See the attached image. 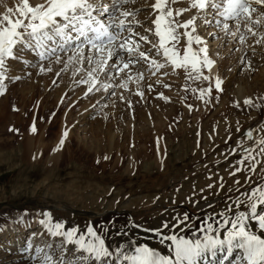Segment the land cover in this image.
Segmentation results:
<instances>
[{"label":"rangeland","instance_id":"obj_1","mask_svg":"<svg viewBox=\"0 0 264 264\" xmlns=\"http://www.w3.org/2000/svg\"><path fill=\"white\" fill-rule=\"evenodd\" d=\"M35 1L42 2L30 0V3L34 6ZM103 1L90 0L94 7L104 5L101 4ZM145 2L147 1L135 0V3L129 2L120 6L116 0L106 1L109 9H115L118 16L125 9L134 13L132 17L125 18L134 19V22L125 21L126 28L135 26L132 28L134 31L127 30L133 38L130 46L138 45V50L145 52L150 61L154 59L163 63L162 53L158 54L157 48L153 46L155 40L146 36L149 42L145 43L146 41L139 38L140 35L144 36L142 29L151 25L150 20L154 16L152 8ZM12 3L10 7L5 4V0H0V17L8 14V8L13 9L12 18L18 17L16 8L21 6L22 0H14ZM254 6L259 11H264L260 5ZM172 7L189 9L178 17L180 22L191 19L192 13H197L191 8V3L183 1ZM259 11L254 16H258ZM214 12L215 10L208 9V17L205 15L206 10H200L198 15L201 16H196L195 20L198 32L193 34L200 35L203 43H194L193 49L198 51L199 48L206 47L208 57L213 61L210 68L201 67L200 80L194 78L197 73L192 72L190 76L183 68L173 71L170 65L158 70H163V74H155L154 65L149 60H139L138 53L130 57H136V61L130 58L123 60L129 64L127 69L120 62L110 67L119 58L129 55L127 51L115 48V45H111L115 56L110 58L109 66L104 64L105 69L108 67V72L104 71L103 74L99 70L98 62L108 55V48L97 51L92 45L59 47L53 56L45 58L39 56V50L32 45L19 53V59H6L4 79L0 82V90L3 92L0 98L5 99L8 95L4 109L2 110L3 105L0 106V234L5 231L8 223L28 226L21 242L26 251L23 254L3 248L8 246V240H4L7 235L0 238V264H24L28 261L23 257L28 256L34 237L31 242L29 240L36 231L30 228L29 222L40 211L53 212L62 219L70 220L78 228L92 227L94 224L99 227H106L107 224L114 226L121 219L126 222L121 217L126 212L142 229L157 228L169 236L173 233L206 235L209 233L208 225H219L228 213L247 212L252 209V204H262L260 193L264 192V172L257 179L252 178L255 171L262 169L264 162V153L261 151L264 144L260 143L264 140V39H261L264 36V24L251 25L256 32L253 36L244 23H241L237 31L236 21L224 20ZM224 23L229 25L227 32L223 29ZM234 32L235 36L232 35ZM149 34L152 35L151 32ZM241 35L244 37L243 41L240 39ZM182 41L177 45L181 56L184 51ZM88 56L93 59L83 67V71L77 70L74 73L72 66L84 65L83 62L78 63L81 58ZM69 57L75 61L66 63ZM57 62H63L64 66L58 67ZM143 67L149 70L145 72ZM131 68L139 69L140 73L145 72L146 80L142 84L154 87L152 91H147L144 98L146 100L142 101L139 95L142 86H133L130 79H127L128 84L117 82L119 77H123L121 74L124 75ZM89 73H92L91 77ZM217 79L221 82L231 79L232 82L225 87L221 84L220 89H217ZM238 86L249 94L246 100H250L252 105L244 103V106H238ZM90 87L91 92L88 91ZM71 89L75 90L68 104L61 109V105L54 108L51 99L58 100ZM31 92H35L36 99L29 98ZM40 97L48 102H38ZM73 106L76 108L72 109ZM161 107L170 117L174 107L180 110L178 116L173 113L176 117L172 115L166 123L162 122L166 134H162L159 128L160 115L157 118L159 120H156ZM145 112L151 117L150 123L141 120L136 122L137 115ZM111 114L114 115V119L110 118L108 121L112 124L111 131L100 137L93 135L90 129L99 128L106 122V115ZM84 116L87 118L83 119ZM186 124L187 128L182 129ZM205 124H208L207 130L203 129ZM33 125L36 138H32L37 159L24 160L23 150L25 152V143L30 139L29 132ZM61 126L67 127L68 133L69 129L73 128L74 131L69 137L67 133L63 145L60 144V137L65 132H61ZM164 126L175 132L171 133ZM178 130L182 132L176 136ZM155 135L169 147L170 155L166 156L168 168L159 167L154 163V158H146L143 163L142 159L138 160L136 168L130 170V151L146 145L147 157L153 156L155 151L152 138ZM206 140L209 142L206 143ZM209 146L213 152L206 150ZM110 148L112 150L108 156L104 150ZM98 150H103V153ZM256 159L260 161L259 165L255 164ZM51 163L57 164L50 166ZM251 163L254 165V172L246 170L245 175H237L228 181V177L241 174L243 166ZM77 174L81 179H78ZM76 180L81 182V190L85 194L96 199L90 198L95 203L79 197L82 203L73 198V195L68 199L66 193L58 192L68 189ZM86 183L93 186L83 187ZM96 197L105 199L97 201L99 198ZM93 239L95 243L98 241L97 237ZM40 240L43 241V238L37 239L38 242ZM35 261L33 259L31 263Z\"/></svg>","mask_w":264,"mask_h":264},{"label":"snow or ice","instance_id":"obj_2","mask_svg":"<svg viewBox=\"0 0 264 264\" xmlns=\"http://www.w3.org/2000/svg\"><path fill=\"white\" fill-rule=\"evenodd\" d=\"M129 2L135 3V0H117L120 6ZM178 3H180V0H154V3L150 5L156 13L155 19L152 20V24L155 27L146 29V31L153 32L154 36L158 38V43L153 46L157 48L158 54L162 53L165 58V63H158L154 59L151 60V63L157 70L164 68L166 64H170L173 67V71L183 68L188 71L189 75L192 72L197 73V76L194 78L199 79L201 67L210 68L213 65V61L209 59L206 47H201L198 51L193 49L194 43L202 44L203 40L199 35H193L196 32L195 18L185 22L179 21L178 17L182 16L184 12L189 11V9L172 7V5ZM254 5H260L264 8V0H191V8L202 11L214 9L225 20L236 21L237 31H239L241 23H244L247 31L253 36L256 35V32L253 31L251 25L264 24V11H259ZM94 10L98 14L109 12V8L106 6L94 7V4L90 0H42V2L34 6L30 3V0H22L21 6H18L16 9L18 17L15 19L9 15L13 12V9L8 8V14L0 17V82L4 79L6 59H19V53L24 48H31L32 41H35V46L39 48L45 41H53L54 37L67 38L68 31L73 30L78 32L79 36L86 37L93 48H96L98 51H104L102 44L97 45L94 43V40L107 37L108 43L111 45L116 36L109 33L105 24L92 15ZM258 11L259 15L254 16ZM133 15V12L126 9L120 12V16L124 18ZM205 22L207 23L208 21ZM137 23L139 22L137 21ZM124 25L125 20L120 19L118 27L123 28ZM189 28L191 29L190 31L188 30ZM180 29H184V31L181 32ZM223 29L227 32L229 25L224 23ZM89 33L94 34V36L90 37ZM232 35L235 36L236 33L234 32ZM140 39L148 41L146 36H141ZM240 39L241 41L244 40L243 35L240 36ZM261 39H264V36ZM181 40H185L182 56L177 48ZM259 42L258 40L257 43ZM18 45L21 47H18ZM119 48L127 51L129 55L138 53L140 60H149L145 52L138 50V45L129 46L127 43H123L119 45ZM201 54H203L202 57ZM40 55L43 56V53H40ZM113 55L112 49L109 48L108 57L111 58ZM105 63L106 61L104 60L98 62L101 70H103ZM128 67L129 64L125 63L124 69ZM89 76L91 77L92 73H89ZM203 78L208 79V77ZM94 83L95 81H93ZM221 83L217 79L215 87L220 89ZM88 91L91 92L92 88L90 87ZM207 91L211 92V89ZM0 94H3L2 90H0ZM139 95H143V93H139ZM244 103L251 104V101L245 100ZM32 130L35 131V125H33ZM248 135L251 137V133ZM64 136H67V132L64 133ZM63 143L64 141L61 140L60 144L63 145ZM260 143L264 144V140H261ZM261 151L264 152V149H261ZM260 197L261 203H264V192L260 193ZM251 208L252 212L255 213L256 204H252ZM258 219L261 228H264V215H260ZM244 221L245 215L244 213H240L231 222L232 230L228 231L227 237L224 240L216 239L209 235L205 237L203 243L200 240H196L193 243L184 238L177 239L176 236L167 237L175 245L174 261L168 256H162L154 252L147 246L136 248L137 255L131 257L125 256V259L131 260L133 264H196L197 259L205 252L210 251L212 255H215V250L218 247L223 248L227 245V252L229 254L232 253L233 248L243 249L245 253L244 258L248 261V264H264V239L249 234L245 229ZM60 227V225H56L57 229ZM208 231H213L210 224L208 225ZM74 234V231L66 233L70 242ZM92 234L95 235V233ZM97 239L99 240L98 246L93 244L85 245L83 237L79 241H76V243L80 244V247L90 254H94L96 259L110 255L108 249L104 246L103 240H100L99 237ZM45 259L48 260L50 258L45 257Z\"/></svg>","mask_w":264,"mask_h":264},{"label":"bare ground","instance_id":"obj_3","mask_svg":"<svg viewBox=\"0 0 264 264\" xmlns=\"http://www.w3.org/2000/svg\"><path fill=\"white\" fill-rule=\"evenodd\" d=\"M14 0H5V4L7 6H12V2ZM102 1V0H101ZM107 0H104L103 3L101 4H104L103 6H108V3H106ZM117 1V0H116ZM144 1V0H142ZM147 2L146 5L150 6L152 3H154V1H149V0H146ZM180 1H183L185 3H191V0H180ZM110 2V1H109ZM150 2V4H149ZM12 3V4H11ZM37 3H39L38 1H35L34 5H36ZM93 3V2H92ZM4 4V5H5ZM106 4V5H105ZM143 6V5H142ZM138 7V6H137ZM6 8V7H5ZM108 8H110L108 6ZM119 8V7H118ZM131 8H132V5H131ZM17 9V8H16ZM193 10L197 11V13H192L193 14V18H196V16H199L198 13H199V9H194ZM153 13H154V16H153V20L155 19V11L152 9ZM202 11V10H201ZM204 11V10H203ZM97 12V11H96ZM2 13V12H1ZM13 13V12H12ZM12 13H10L9 15H11ZM151 13V12H150ZM206 13H207V10H206ZM215 13V12H214ZM114 14H116V17L114 19V17H111L113 16ZM202 14H205V13H202ZM101 15V16H100ZM150 15V14H149ZM206 16L210 17V15L207 13L205 14ZM104 16V17H102ZM201 16V15H200ZM95 17L97 18H104L105 19V24L108 28L112 29L114 33H117L120 31V30H124L121 37L119 36V39H118V42L120 44H123V43H126V42H130L131 44H133V38H129V36L131 34H129L127 32V30L132 29V27H130L129 29L126 28V24L124 25L123 28L121 27H118V24H119V20L120 19H123V18H120L118 16V13L117 12H114L113 10H110L109 9V12L108 13H103V14H95ZM132 17V16H131ZM14 19L17 18V17H13ZM138 18V17H137ZM146 18V17H145ZM152 19L150 20L151 21V25L150 26H147L146 29L148 28H154L155 26L152 24ZM198 19V18H197ZM206 19V18H205ZM125 20V19H124ZM196 20V19H195ZM139 21V20H138ZM129 23V22H128ZM212 24V22H210ZM129 24H132V23H129ZM228 24V23H227ZM134 25V23H133ZM137 27V26H136ZM135 28V27H134ZM146 29H142L144 31V36H148V37H151L152 39H154V44H157L158 43V38L154 36L153 32H151L152 35L149 34L150 31H146ZM184 31V29H181ZM190 31V28L188 29ZM181 31V32H183ZM197 31V30H196ZM198 32V31H197ZM140 33H141V30H140ZM71 35V36H70ZM195 35V34H193ZM89 36H94V34L92 33H89ZM141 36V35H140ZM139 36V38H140ZM200 36V35H199ZM122 39V40H120ZM66 40H68V44L66 45V47H70V42L73 41V42H76L77 43H74V44H85L86 41H87V38L86 37H82V36H79V33L76 32V31H73V30H69L68 33H67V38H64V37H54L53 41H45L43 43V45L39 48L36 47V49H38V53H39V56H40V53H43V56H47V54L50 52V51H58L59 50V46L60 45H65V42ZM132 41V42H131ZM59 42V46L57 45ZM95 43H97L96 40H94ZM149 42V41H148ZM183 44H185V40L182 41ZM130 43H127L129 46H130ZM147 43V41L145 42ZM73 44V45H74ZM120 44H114L113 46L115 48H119V45ZM151 44V43H149ZM32 45H35V41H32ZM112 46V47H113ZM111 45H106V46H103V48H112ZM183 47V46H182ZM156 48V47H155ZM98 51V50H97ZM114 51V50H113ZM239 51V50H238ZM115 53V52H113ZM103 54V53H102ZM75 55V54H74ZM89 55H92V54H89ZM127 55V54H125ZM42 56V57H43ZM79 56V55H78ZM82 56V55H81ZM86 56V55H85ZM115 56V55H114ZM80 57V56H79ZM120 57V56H119ZM131 55H127L125 57L122 58H119L117 61L113 62L110 67L114 66L115 64H118L119 62L122 63V64H125L127 61L125 60V62L123 61L124 59H128L130 58ZM138 57V56H137ZM161 60L163 61V63H165V58L163 57V55H161ZM75 58V57H74ZM136 57L132 56V60L136 61L135 59ZM150 58V57H149ZM67 59V58H66ZM90 59H93L91 56H88V57H83L81 58V61L78 63H84V65L80 64V65H76V66H72L73 67V72L75 73L77 70H80V71H83V69L87 66V63L89 62ZM112 59V57H111ZM140 60V59H139ZM68 62H73L75 60H73V58L69 57L67 60H66V63ZM104 61H106V64L107 66H109V64L111 63L110 61V58L108 57V55L105 57ZM133 61V62H134ZM150 61V59H149ZM93 62V61H92ZM91 62V63H92ZM258 62V61H257ZM58 63V62H57ZM151 63V61H150ZM162 63V62H160ZM77 64V63H76ZM105 64V65H106ZM149 64V62H148ZM146 64L148 67L149 65ZM259 64V62L257 63ZM57 65V64H56ZM69 65V64H68ZM104 65V66H105ZM167 65H170V64H166ZM58 67H63L64 66V63L63 62H59ZM171 66V65H170ZM213 66V65H212ZM71 67V68H72ZM84 67V68H83ZM155 67V66H153ZM252 67V66H251ZM96 68V67H95ZM108 68V67H107ZM106 68V69H107ZM115 68V67H114ZM58 69V68H57ZM105 68L103 67V70H101L102 74L105 72H108L106 69L104 70ZM215 69V67L213 68V70ZM61 70V69H60ZM143 71H148L149 69H142ZM160 70V69H159ZM79 71V72H80ZM154 70H152L151 72V75L153 76V74L156 72H162L163 70L161 71H158L157 69H155L154 73H153ZM145 72L144 73H140V70L137 69V68H131L130 70L128 71H125L124 72V75L121 74V76H123L122 78L119 77L117 82L119 81H122V84H128V80L127 79H130L129 82L133 83V86L135 85H138L141 90H140V93H143V95H141L142 97V101L143 99L145 98L146 93L149 89H151V91L154 89V87L152 88L151 85L150 87H146L144 84H142V82L144 80H146V77H145ZM153 73V74H152ZM160 74H163L160 73ZM192 75V74H191ZM190 75V76H191ZM205 75V74H204ZM109 76V75H108ZM159 76V75H157ZM203 77V76H202ZM201 77V78H202ZM152 80V79H151ZM160 80V79H159ZM200 80V79H199ZM232 80L231 79H227L226 81H223L221 84H223V87L225 86H228L229 84H231ZM120 83V82H119ZM93 84V83H92ZM70 86V85H69ZM128 86V85H127ZM132 86V87H133ZM145 86V87H144ZM136 87V86H135ZM21 88V87H20ZM134 88V87H133ZM157 88V87H156ZM65 89V88H64ZM159 89V88H157ZM156 89V90H157ZM67 90V89H65ZM75 90V89H74ZM74 90L71 89L69 92L67 91V93L63 96V97H59L58 100L56 98L55 99H51V103L52 105H54V108L56 106H59V108L61 109L63 106H65L66 104H68L69 102V99L72 98V94L74 93ZM155 90V92H156ZM245 90V89H244ZM243 90V88L241 89L239 86L236 90V99H238V106H244V100L248 99V95L245 91ZM31 91H33L31 89ZM39 91V89H38ZM263 91V90H262ZM261 91V92H262ZM37 92V91H36ZM61 92H63L61 90ZM84 92V91H83ZM76 93V92H75ZM162 93V92H161ZM30 97L29 98H32V99H36V96L34 97V94L35 92H31L30 93ZM82 94V93H81ZM215 95V93H214ZM42 96V95H41ZM47 96V95H46ZM123 96V95H122ZM1 97V96H0ZM38 98V97H37ZM139 98V97H138ZM7 99H8V95L6 96L5 99H1L0 98V106L3 105V108L2 110L4 109V106L7 102ZM147 99V98H146ZM144 99V100H146ZM41 100H43L41 97L39 98V101L38 102H41ZM60 100V101H59ZM96 100V99H95ZM136 100V99H135ZM45 101V100H43ZM237 101V100H236ZM48 101L46 100L44 102L47 103ZM42 103V102H41ZM143 103V102H142ZM40 104V103H39ZM43 104V103H42ZM41 104V105H42ZM134 105V104H133ZM249 105H252V102L251 104ZM175 106V105H174ZM46 107V106H45ZM228 107V105L226 106ZM76 108V106H73L72 109ZM1 109V107H0ZM71 109V110H72ZM230 109V108H229ZM139 110V109H138ZM161 112H158L157 116H156V120H159L157 119L158 116L160 115V120H161V127L159 126V128H161L160 130H162V134H166V131L165 129L163 128V125H162V122H165V121H168L173 113L175 115H179V112L180 110L178 109V107H174L173 108V113L171 114V117L170 115H166L164 113V109L163 107H161ZM223 110V109H222ZM225 111L227 109H224ZM4 113H6V110L3 111ZM2 112V114H3ZM182 112V110H181ZM157 113V112H156ZM162 113V114H161ZM114 114V113H113ZM111 114V116L109 117L108 115H106V119L104 122V124H102L99 128H91L90 130H92L93 132V135L95 136H99L100 135L102 136L104 133H109L111 131V126L112 124H110L108 121L110 118L114 119V115ZM155 114V113H154ZM170 114V112H169ZM175 115H173L174 117H176ZM109 117V118H108ZM170 117V118H169ZM83 119H86L87 117H82ZM151 117L148 116L145 112V114H139L137 115L135 121L137 122L138 120L141 122H146V123H150V119ZM5 119V118H4ZM20 119V118H19ZM18 119V120H19ZM82 119V120H83ZM195 120V119H194ZM9 121V120H8ZM16 121V120H15ZM113 121V120H112ZM101 122V121H100ZM159 122V121H158ZM195 123V121H193ZM114 123V122H113ZM166 123V122H165ZM6 124V123H5ZM101 124V123H100ZM145 124V123H144ZM16 125V124H15ZM98 125V124H97ZM99 126V125H98ZM168 126V125H167ZM207 126L208 124H205L204 125V130H207ZM62 127V126H61ZM96 127V126H95ZM165 127V126H164ZM63 128V127H62ZM163 128V129H162ZM166 128V127H165ZM184 128H187V124L186 125H183L182 129ZM202 129V130H203ZM129 130V129H128ZM166 130L170 131L172 133L175 132L174 130H170L168 127L166 128ZM149 131V130H147ZM61 132H67V127L63 128L61 130ZM60 132V134H61ZM73 128L72 129H69V133H68V137L71 136L73 134ZM178 133L176 134L179 135V132H182L180 130L177 131ZM187 133V132H186ZM198 133V132H197ZM99 134V135H98ZM35 131H33L32 129L30 130L29 132V137L30 139H27L26 140V143H25V152L23 150V159L24 160H36L37 157H36V154H35V142L33 141V138L32 137H35ZM197 138L200 140L201 138L198 136V134L196 135ZM227 137V135L225 136ZM36 138V137H35ZM164 138V137H163ZM112 140L114 138H111ZM154 141H153V147H154V151H155V154L151 157H147L146 155V151H147V147L146 145L145 146H142V147H139V148H136L134 151H130L132 152V158L130 159V163L128 165V167L130 168V170H133L134 168H136L137 166V163H138V160H141L142 159V163H143V160L144 159H152L154 158V163H156L159 167H165V168H168V160L166 158L167 154L170 155V151H169V147L166 146V144L164 143V141H162L158 135H155L153 136L152 138ZM36 140V139H35ZM60 140H65V136L62 135L60 137ZM197 142V141H196ZM196 142H195V146L196 145ZM206 143H208L209 141L206 140L205 141ZM198 143V142H197ZM205 143V144H206ZM217 143V142H216ZM215 144V143H213ZM213 144H210V146H212ZM237 145V144H236ZM208 147L206 148V150L210 151V152H213L212 149H210L211 147ZM201 148V147H200ZM223 148V147H222ZM226 148V147H225ZM254 148V146L252 147ZM197 149V147H196ZM112 148L110 149H105L104 152H106L108 156H110V153L109 151H111ZM165 150V151H164ZM222 150V149H221ZM100 152L103 153V150H98ZM153 151V152H154ZM200 153V152H199ZM264 153V152H263ZM262 154V153H261ZM107 156V157H108ZM247 156V155H246ZM262 156V155H261ZM38 157H41V156H38ZM235 158V157H234ZM257 163L255 162V164L259 165L258 163V160L256 159ZM263 161V160H261ZM55 162V161H54ZM145 163V162H144ZM57 163H51L50 166L52 165H56ZM145 165V164H144ZM260 167V166H259ZM128 168V169H129ZM261 170L260 171H255L253 179H257L262 173V171L264 172V162L261 166ZM246 170H250V171H253L254 170V165L251 163V164H248L247 166H243L242 170H241V174H236V176H233V177H228V181L229 179H234L237 177V175H245L246 173H244V171ZM239 171V170H238ZM254 172V171H253ZM249 173V172H248ZM73 174V173H72ZM232 174L235 175V172H232ZM78 175V174H77ZM252 175V174H251ZM228 176H230V173H228ZM78 179H81V176L78 175ZM83 177V176H82ZM226 177V176H225ZM224 177V178H225ZM245 177V176H244ZM243 177V179H244ZM251 177V176H250ZM90 179V178H89ZM247 179V178H246ZM45 180V179H44ZM48 180V179H47ZM46 180V181H47ZM83 181H87V180H83ZM97 181V180H96ZM224 181V180H223ZM248 181V180H247ZM244 182V180H243ZM73 184H70L68 186V189H65V190H57L59 193L60 192H64L68 195V199L70 196H72L73 198H76V200L78 199L79 200V197H82V199L86 200V201H92L90 200V198H93L95 199L94 197H90L88 196V194H85L84 193V190H81V186H80V183L81 182H78V180H76L75 182H72ZM78 183V184H77ZM217 183V182H216ZM235 183V182H234ZM238 183V182H237ZM241 183V181H240ZM227 184V183H226ZM232 184V183H231ZM236 184V183H235ZM45 185V184H44ZM84 186L83 187H86L88 185H90L89 183H86V184H83ZM233 185V184H232ZM241 185V184H240ZM90 186H93L92 184ZM57 188V187H56ZM63 188V187H61ZM67 188V187H66ZM69 188L72 189V192H70ZM92 188V187H91ZM229 188V187H228ZM55 189V188H54ZM84 189V188H83ZM98 189V188H97ZM86 190V189H85ZM56 191V190H55ZM66 191V192H65ZM262 191V190H261ZM253 194V193H251ZM259 194V193H258ZM250 195V194H249ZM255 195V193H254ZM253 195V196H254ZM65 196V195H64ZM252 197V196H251ZM71 198V199H73ZM96 198H99L97 199L98 200H103L105 198H101L100 197H96ZM249 199H251L250 197H248ZM70 199V201H71ZM81 199V198H80ZM74 200V199H73ZM75 200V201H76ZM96 200V199H95ZM73 202V201H72ZM80 202L83 203V201L81 200ZM74 203V202H73ZM79 203V202H78ZM77 203V204H78ZM95 203L94 201H92V204ZM76 204V203H75ZM74 204V205H75ZM90 204V203H89ZM91 204V205H92ZM99 205V204H98ZM123 213V212H122ZM240 213H244L245 215V221H244V224H245V229L247 231H250V232H256L258 234H261L264 236V228H261L260 226V222H259V219L258 217L260 215H264V203L262 204H259L258 206H256V212L253 213L252 212V209H250L249 211L247 212H240V211H233V212H230L227 214V217L226 219L219 223V225H216V226H213L212 229L213 231L207 233L206 235L201 233V234H198V235H194L190 241H192L193 243H195L196 240H200L202 243L204 242L205 240V237L206 236H212L213 238H216V239H220V240H224L226 239L227 237V234H228V231L229 230H232V221L236 219V217L238 215H240ZM126 215V212L123 213V215ZM121 216L122 218H124V220H126V222L122 221V219L117 222L114 226L113 225H109L107 224V226L105 227H99V226H96L95 224L92 225V227L90 226H86V227H76L75 224H73L70 220H65V219H62L61 217H58L56 216L55 214H53V212H50V211H45V212H41L37 214V217L32 221V222H29V226L30 228L32 229H35L36 231L33 232V234L31 235L30 237V240L29 242H31V238H33L32 240V245H31V248H30V252L28 254V256H24L23 258L24 259H27L28 261L25 262L24 264H133L131 260H128V259H125V256H128V257H131V256H134L136 255V248L138 247H143V246H148L150 249H152L154 252H157L159 253L160 255L162 256H168L170 258L173 259V261L175 260V256H174V243H172V240L170 239H167V237H170L169 235H165L163 234L162 232H160V230H158L157 228H153V229H150V230H147V229H142L141 228V225L136 223L133 219H131L129 217V215L127 214L126 216ZM103 217V216H102ZM120 217V218H121ZM105 219V218H104ZM103 219V220H104ZM102 220V219H101ZM21 221V220H20ZM227 221V223H226ZM24 225V224H23ZM56 225H60L61 227L59 229L56 228ZM15 226V227H14ZM28 226V224H27ZM27 226H18L17 224H13V225H10V223L6 224L5 227H7L5 229V231H2L3 233L0 234V238L1 237H4L7 235V238L4 239V240H8L7 242V247L3 246V248L7 249L8 251H12L13 253L17 252L18 254H23L25 253V249L24 247H22L21 245V242H22V239L24 238V233H26V229H27ZM237 227H239V225H237ZM29 229V228H28ZM74 231V236L72 237V240L71 242L68 240L67 238V235L66 233L68 232H73ZM154 232V233H153ZM53 233H59V234H53ZM92 233H95V235H93ZM137 233V234H136ZM89 234V236H87ZM187 235V234H186ZM42 237L43 238V241L40 240V242L42 241V243L38 242L37 239L39 237ZM83 237V243L85 245H88V244H93V245H96L98 246L99 245V240L95 243L93 242L92 240H94L93 238L94 237H99L100 240H103L104 242V246L108 249L110 255L108 256H104V257H101L100 259H96L95 255L94 254H90L88 251H86L85 249H82L80 247V244L76 243V241H79L80 238ZM177 239H180V238H184L185 237V234H181L179 236H176ZM185 239V238H184ZM188 240V239H187ZM4 243V242H3ZM13 246V247H12ZM244 250L243 249H239V248H233V251L231 254H229L227 252V245H225L223 248H217L215 250V255H212V252L208 251V252H205L201 257H199V261H200V264H244L246 263L247 261L244 259V254H243ZM38 255V257H37ZM45 257H49L50 259L46 260ZM33 259H35L36 261L33 263H31V261H33ZM224 261V263H223ZM29 262V263H28ZM17 263V262H16ZM15 263V264H16ZM6 264H12V263H6ZM20 264V263H19ZM21 264H23L21 262Z\"/></svg>","mask_w":264,"mask_h":264}]
</instances>
